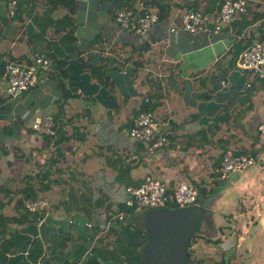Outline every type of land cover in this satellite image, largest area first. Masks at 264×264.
<instances>
[{
  "label": "crops",
  "instance_id": "1",
  "mask_svg": "<svg viewBox=\"0 0 264 264\" xmlns=\"http://www.w3.org/2000/svg\"><path fill=\"white\" fill-rule=\"evenodd\" d=\"M73 1L68 40L67 27L52 24L68 14L67 7L22 0L17 15L9 17L6 0H0V191L17 193L9 194L11 200L0 193L4 207L14 214L18 190L29 178L43 210L33 237L42 229L55 241L60 231L77 236L84 223L91 224L80 213L66 211L79 201L71 198L72 191L76 197L89 189L93 199L103 196L115 205L124 202L125 188L138 186L145 176L158 179L167 191L188 182L206 192L222 190L216 211L206 210L211 238H220L221 260L264 264V140L257 133L264 123V76L242 73L235 65L242 48L254 42L264 46V0H247V12L217 32L209 24L192 36L181 29V10L190 4L212 15L219 0H158L161 17L143 35L115 23L122 0ZM133 7L159 13L152 0H136ZM36 55L47 58V69L34 66ZM6 62L34 66L39 82L10 98L2 70ZM143 106L169 139L152 153L129 136ZM45 114L54 123L51 139L30 128L33 117ZM227 148L262 160L247 200L239 201L220 226L223 192L245 172L218 188L214 169ZM139 216L135 213L132 222L140 228ZM96 217L91 226L102 229V214Z\"/></svg>",
  "mask_w": 264,
  "mask_h": 264
},
{
  "label": "built area",
  "instance_id": "2",
  "mask_svg": "<svg viewBox=\"0 0 264 264\" xmlns=\"http://www.w3.org/2000/svg\"><path fill=\"white\" fill-rule=\"evenodd\" d=\"M247 0H220L218 10L212 15L190 7H184L179 14L181 29L195 35L207 31V26L212 25L217 32L223 25L229 23L235 16L245 14ZM141 11V10H138ZM6 12L9 17L17 15L15 0H6ZM114 21L123 30L139 35L145 34L156 23L157 15L152 10H143L140 14L131 10L119 8L115 11ZM173 31V28H170ZM36 68L45 70L48 60L42 55L33 57ZM235 65L237 70L250 72L255 76H264V46L260 42H254L237 55ZM34 66H20L14 62H6L3 66L5 77V92L10 98H16L22 92L27 91L39 82V76ZM30 128L37 134L53 135L52 119L49 114L33 117ZM160 121L156 120L150 112L139 111L129 129V136L140 141L146 152L152 153L168 145L169 139L166 131H163ZM258 135L264 140V123L257 127ZM256 164L252 156L234 153L227 148L221 155L218 166L214 169L217 180H226L234 172H244ZM126 198L123 203L131 207L134 213H142L156 208H184L195 205L198 200L197 188L186 182L178 183L171 191L152 176H145L136 187L125 188ZM37 202H26L25 208L29 212L40 209ZM117 217L120 219L121 214ZM38 221L37 226L41 224ZM89 227V223H84ZM45 246V245H43ZM27 250H25V253Z\"/></svg>",
  "mask_w": 264,
  "mask_h": 264
},
{
  "label": "trees",
  "instance_id": "3",
  "mask_svg": "<svg viewBox=\"0 0 264 264\" xmlns=\"http://www.w3.org/2000/svg\"><path fill=\"white\" fill-rule=\"evenodd\" d=\"M141 1V0H140ZM155 6L158 8L157 20L160 16V5L158 0H152ZM16 9L22 6V0H15ZM136 0H122V6L124 9L131 10L133 13L140 14L143 10H136L133 5ZM47 3L51 7H55L57 4L67 7L68 14L59 20L54 21L52 24L67 27L65 38L72 40L73 29L71 28L70 15L73 13L75 4L73 0H47ZM220 3V0H219ZM220 4L218 5L219 8ZM192 9L198 10L196 5H187ZM216 7V10L218 9ZM248 9V4L246 12ZM201 11V10H199ZM204 12V11H202ZM207 13V12H204ZM244 19V16L242 17ZM48 23L50 19L47 17ZM243 39L238 40L236 47ZM245 49V48H244ZM241 50V49H240ZM243 50V48H242ZM241 50V51H242ZM239 53V52H238ZM45 57V56H44ZM46 58V57H45ZM76 58L79 57L77 54ZM5 64V63H4ZM3 64V66H4ZM2 66V70H3ZM29 90V89H28ZM146 105V104H145ZM139 111L149 112L148 108L141 107ZM138 111V112H139ZM52 119V117H51ZM53 135L39 134L45 138H52L55 135L54 123L52 120ZM141 143L140 141H137ZM29 178L28 183L24 186V189L18 190L20 194L14 202L13 210L14 214L4 215L0 212V264H138L140 260V254L143 244L146 242V234L143 229L134 225L132 217L135 215L131 207L125 205V203H117L115 205L107 202L106 197H97L93 199L92 192L89 189H85L82 192L76 194L70 193L71 198L77 201H73L75 204L72 206H65L66 211L80 213L88 222L94 224V220L102 214L103 224L102 229L98 225L87 227L82 226V232L74 236L70 233L64 234L61 232L58 234V238L52 241L45 236V230L40 229L38 236H34L35 224L39 220L43 219V210L38 209L35 212H29L25 208L26 202H35L36 192L30 188ZM217 180V179H216ZM221 184L218 188L225 187L224 180H218ZM198 190V189H197ZM210 191L198 190V199L206 197ZM0 193L7 198L12 197L9 194L17 195L16 192H3ZM26 201V202H25ZM6 202L0 200V211L6 205ZM170 208H175L173 205ZM121 214V218L117 217ZM97 224V223H96ZM23 225L21 230L11 228L10 226ZM41 225V224H40ZM39 225V226H40ZM41 227V226H40ZM102 231V235L95 238L94 236ZM192 236L190 240L193 238ZM51 240L54 249V256L57 257L56 263L54 262L51 249L46 245L47 240ZM189 240V243H190ZM93 241V243H92ZM91 246L88 249V246ZM45 245V246H43ZM189 245V244H188ZM69 247V248H66ZM25 250L27 252L25 253ZM48 252L51 257L48 258ZM65 253V255L61 254ZM64 256V257H61ZM188 264H203L201 261H192L190 255L187 252ZM71 260V262H69ZM218 264H225L222 260Z\"/></svg>",
  "mask_w": 264,
  "mask_h": 264
},
{
  "label": "water",
  "instance_id": "4",
  "mask_svg": "<svg viewBox=\"0 0 264 264\" xmlns=\"http://www.w3.org/2000/svg\"><path fill=\"white\" fill-rule=\"evenodd\" d=\"M242 173L230 174L225 183L230 185ZM221 191L198 199L192 206L156 208L140 213L138 222L147 239L142 246L138 264H188L189 240L199 231L201 223L206 221L205 206Z\"/></svg>",
  "mask_w": 264,
  "mask_h": 264
},
{
  "label": "rangeland",
  "instance_id": "5",
  "mask_svg": "<svg viewBox=\"0 0 264 264\" xmlns=\"http://www.w3.org/2000/svg\"><path fill=\"white\" fill-rule=\"evenodd\" d=\"M255 160L256 164L246 170L241 175L238 181L234 180L230 187H228V189L223 192L224 194L222 193L223 197L225 198V204L220 208V211L223 214V216L221 215L219 217L217 222L220 226L224 223V216L231 212L233 209L238 208V202L246 199V194L250 193L255 186L256 176L259 170L258 165H260L262 159L258 158ZM196 185L199 187L198 183ZM216 191H218V189H216ZM216 199L217 197H215L210 203H208L205 206V209L209 210L213 207V209H215L216 211ZM0 212L7 216L10 215V212L5 207H3ZM205 214V220L207 221H203L201 223L199 231L190 240L187 252L189 253L190 259L192 261H201L203 264H218V262L222 258V251L216 244L220 242V238L214 241L212 240L211 237H213V233L210 228L211 224L208 225V221H210V212L208 211Z\"/></svg>",
  "mask_w": 264,
  "mask_h": 264
},
{
  "label": "flooded vegetation",
  "instance_id": "6",
  "mask_svg": "<svg viewBox=\"0 0 264 264\" xmlns=\"http://www.w3.org/2000/svg\"><path fill=\"white\" fill-rule=\"evenodd\" d=\"M209 225V224H208Z\"/></svg>",
  "mask_w": 264,
  "mask_h": 264
}]
</instances>
